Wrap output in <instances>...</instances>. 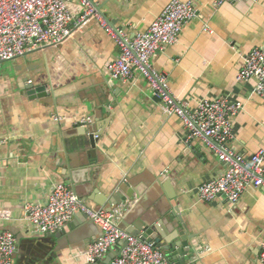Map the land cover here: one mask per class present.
<instances>
[{
  "label": "crops",
  "instance_id": "1",
  "mask_svg": "<svg viewBox=\"0 0 264 264\" xmlns=\"http://www.w3.org/2000/svg\"><path fill=\"white\" fill-rule=\"evenodd\" d=\"M170 1L99 0V8L134 36ZM180 1H192L198 17L176 45L155 56L153 67L188 109L202 100L240 103L230 147L248 160L264 148V98L256 80L239 82L237 75L251 50H264V0ZM118 56L115 42L89 19L64 43L0 66V211L12 215L0 232L17 239L13 264H89L85 252L101 236L98 226L76 214L58 246L24 215L26 204H45L57 183L97 210L119 211L118 226L126 213L130 223L153 221L165 231L174 214L169 234L182 232L188 240L185 264H262L264 188L249 186L237 204L224 196L201 201L198 188L226 164L201 141L186 143L182 120L165 112L139 73L131 82L112 80L106 67ZM30 85H45L48 96L32 99ZM58 116L65 121H55ZM83 119L89 122L82 125ZM84 129L97 140L92 155Z\"/></svg>",
  "mask_w": 264,
  "mask_h": 264
},
{
  "label": "built area",
  "instance_id": "2",
  "mask_svg": "<svg viewBox=\"0 0 264 264\" xmlns=\"http://www.w3.org/2000/svg\"><path fill=\"white\" fill-rule=\"evenodd\" d=\"M247 0H217L216 6L226 2ZM82 9L74 15L73 5ZM99 0H0V63L23 57L27 53L56 47L71 37L73 27L89 19L97 21L115 42L119 56L109 63L106 71L114 81L131 82L139 73L148 83L152 94L159 99L168 115L179 117L186 132L185 141L203 143L226 170L215 180L198 188L203 202L224 196L237 204L249 186L264 188V148L246 160L230 147L234 139L233 120L242 105L227 99L202 100L195 109H188L169 86L166 75L157 72L152 64L155 56L167 47L176 45L183 28L198 17L192 1L172 0L155 18L146 32L131 36L125 29L114 27L98 11ZM257 81L256 93L264 98V50L254 48L243 58L237 81ZM63 122L65 118L56 117ZM89 119L79 123L87 124ZM76 214H83L101 230V236L85 252L89 264H98L120 243L118 255L111 264H172L164 252L152 243L142 241L118 227L119 211L97 210L86 205L69 187L57 183L45 204L28 203L24 207L26 219L41 235H52L64 229ZM9 211H0V224L10 222ZM17 239L9 231L0 232V264H13ZM259 260L264 264V241L260 245Z\"/></svg>",
  "mask_w": 264,
  "mask_h": 264
},
{
  "label": "water",
  "instance_id": "3",
  "mask_svg": "<svg viewBox=\"0 0 264 264\" xmlns=\"http://www.w3.org/2000/svg\"><path fill=\"white\" fill-rule=\"evenodd\" d=\"M98 11L102 14L100 8H98ZM47 49L50 48L40 49V51H45ZM1 65L2 63H0V66ZM28 89H31L28 94L30 95V97H32V99H41L46 98L48 96L45 85H30ZM83 132V143H86L87 148H89V150H92L90 153V155H92L94 154L93 151L95 150L97 143V140L95 139V134L85 129L83 130ZM119 188L123 190L124 187L120 186ZM108 211L112 210L110 209ZM123 214L118 226L120 229L125 230L127 233L135 237H139L142 241L152 243L156 248L164 252L166 257L170 261H175L176 258H178L179 264H185L183 257H186L190 254V245L188 240L185 238L182 232H178V235H174V231H172L169 234V232L175 227V224L177 223V217L174 214V218L170 221V223H167V228L165 231L162 230L160 226H157V223L153 221L130 223L132 215L126 213ZM81 215L85 219H87L85 215ZM64 229L57 232L56 234H53V237L55 239H58L56 243L58 244V246L61 245L62 237L65 235V231H63ZM124 244L125 243L123 242L114 247V249L105 257V259H103L102 264H111L112 260L118 255L121 246H123ZM55 250L56 252L59 251L55 248L54 252Z\"/></svg>",
  "mask_w": 264,
  "mask_h": 264
}]
</instances>
